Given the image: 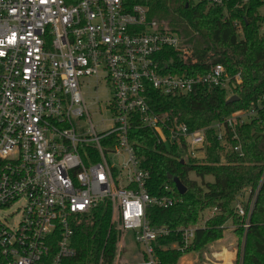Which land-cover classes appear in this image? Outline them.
I'll use <instances>...</instances> for the list:
<instances>
[{"label":"built area","instance_id":"built-area-1","mask_svg":"<svg viewBox=\"0 0 264 264\" xmlns=\"http://www.w3.org/2000/svg\"><path fill=\"white\" fill-rule=\"evenodd\" d=\"M153 1L158 0H0V210L22 202L16 227L0 221L2 264L72 260L76 220L102 204L120 228L113 264L127 254L126 232L137 245L134 264H163L156 243L172 231L153 226L148 210L171 208L179 199L169 186L163 196L148 192L150 173L129 141L135 127L151 131L158 144L176 146L184 159L206 158L209 129L223 147L244 155L237 128L257 117L264 98L196 131L151 106V89L188 96L202 86L228 90L232 81L222 65L193 76L166 70L161 53L172 49L185 59L191 53L181 48L179 35L148 20ZM188 1L227 9L251 0ZM92 80L109 93L111 124L100 131L84 96ZM249 193L248 210L236 204L246 229L257 197ZM198 228H178L183 252Z\"/></svg>","mask_w":264,"mask_h":264},{"label":"trees","instance_id":"trees-1","mask_svg":"<svg viewBox=\"0 0 264 264\" xmlns=\"http://www.w3.org/2000/svg\"><path fill=\"white\" fill-rule=\"evenodd\" d=\"M148 6V20L157 21L161 31L179 35L181 48L187 47L191 53L188 59L172 49L161 53L168 72L193 76L222 65L232 79L228 90L202 86L188 96H166L151 89L150 104L154 109L196 131L248 111L264 98V0H251L242 8L230 5L227 9H207L188 0H158ZM238 75L240 83L235 82ZM232 97L239 100L230 104ZM237 134L242 157L232 148L223 147L209 129L206 158L184 159L176 146L158 144L151 131L139 127L131 130L129 141L142 168L150 173V195L163 196L169 186L179 199L171 208L148 210L153 226H168L172 231L156 243V254L163 264H177L186 253L180 248L183 240L178 228L198 225L200 214L213 209L218 212L196 230L188 252L205 251L223 238L227 223L232 222L239 245L245 238L242 264H264V109L238 127ZM235 145L237 142L231 141L230 146ZM192 173L201 183L190 177ZM170 175L183 183L185 194L179 193ZM205 177H213L214 181L207 182ZM246 192L251 196L257 193L247 229L246 218L236 210L239 201L248 210ZM119 238V225L112 221L109 206L102 204L76 220L73 244L77 256L65 264H113Z\"/></svg>","mask_w":264,"mask_h":264},{"label":"rangeland","instance_id":"rangeland-1","mask_svg":"<svg viewBox=\"0 0 264 264\" xmlns=\"http://www.w3.org/2000/svg\"><path fill=\"white\" fill-rule=\"evenodd\" d=\"M84 96L86 97V102L90 108L91 119L96 126V129L100 131L105 127H109L111 124L109 121L111 115L106 108L109 93L107 92L105 85L97 84L95 80H92L89 88L84 90ZM103 120H105L104 124ZM109 159L111 160V157H109ZM114 162H116L115 159ZM190 177L201 183V179L197 178L195 174L192 173ZM205 180L207 182H213L214 178L205 177ZM246 194L248 193L246 192ZM21 206L22 202H19L13 204L9 208L0 210V221L9 223L11 227H16L21 220V212L19 211ZM211 211L212 210H206L200 214L197 222L199 226H205L207 220L213 217H210V215H212ZM233 228L228 229L227 227L224 231L223 238L208 245L206 250L202 253H199V251L188 252L190 249L184 251L186 252L185 255L180 258L177 264H242L245 238L243 237L242 242L239 245V238L233 232ZM124 243L125 248L127 249V254H123L121 264H134L137 259L134 256V251L137 249V245L134 242L133 234L131 232L125 233Z\"/></svg>","mask_w":264,"mask_h":264},{"label":"water","instance_id":"water-1","mask_svg":"<svg viewBox=\"0 0 264 264\" xmlns=\"http://www.w3.org/2000/svg\"><path fill=\"white\" fill-rule=\"evenodd\" d=\"M239 100L238 97H232L229 99L228 103L232 104L235 103ZM169 179H172L173 182L176 185L177 190L179 191L180 194H185L186 192V187L183 185V183L178 179V178H173L171 175L169 176Z\"/></svg>","mask_w":264,"mask_h":264},{"label":"crops","instance_id":"crops-1","mask_svg":"<svg viewBox=\"0 0 264 264\" xmlns=\"http://www.w3.org/2000/svg\"><path fill=\"white\" fill-rule=\"evenodd\" d=\"M246 196H247V194H246ZM210 211V210H209ZM211 213H212V211H211ZM211 216H213V215H210V217ZM230 225V226H229ZM199 227H201V226H199ZM204 227V226H203ZM228 227V229H232L233 228V225H232V223L231 222H229V223H227V225H226V228Z\"/></svg>","mask_w":264,"mask_h":264}]
</instances>
